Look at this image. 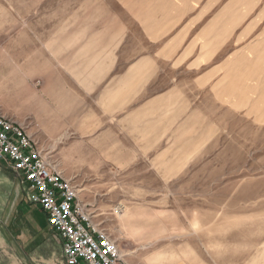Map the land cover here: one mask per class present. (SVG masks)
Segmentation results:
<instances>
[{
    "label": "rangeland",
    "instance_id": "1",
    "mask_svg": "<svg viewBox=\"0 0 264 264\" xmlns=\"http://www.w3.org/2000/svg\"><path fill=\"white\" fill-rule=\"evenodd\" d=\"M101 1L115 4L0 0V108L41 140L130 264H264V91L242 109L217 102L189 113L154 149L87 151L96 136L70 133L63 99L78 87L79 63L60 27ZM27 192L0 162V264H66Z\"/></svg>",
    "mask_w": 264,
    "mask_h": 264
},
{
    "label": "crops",
    "instance_id": "2",
    "mask_svg": "<svg viewBox=\"0 0 264 264\" xmlns=\"http://www.w3.org/2000/svg\"><path fill=\"white\" fill-rule=\"evenodd\" d=\"M113 1L60 27L80 78L65 117L70 133L96 136L87 151L154 149L189 113L263 94L264 0Z\"/></svg>",
    "mask_w": 264,
    "mask_h": 264
},
{
    "label": "built area",
    "instance_id": "3",
    "mask_svg": "<svg viewBox=\"0 0 264 264\" xmlns=\"http://www.w3.org/2000/svg\"><path fill=\"white\" fill-rule=\"evenodd\" d=\"M0 162L28 188L62 243L66 264H126L119 242L94 220L80 189L26 124L0 108Z\"/></svg>",
    "mask_w": 264,
    "mask_h": 264
}]
</instances>
